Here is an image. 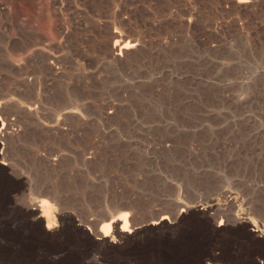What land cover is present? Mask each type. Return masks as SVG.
<instances>
[{"label": "rangeland", "instance_id": "rangeland-1", "mask_svg": "<svg viewBox=\"0 0 264 264\" xmlns=\"http://www.w3.org/2000/svg\"><path fill=\"white\" fill-rule=\"evenodd\" d=\"M0 264H264V0H0Z\"/></svg>", "mask_w": 264, "mask_h": 264}, {"label": "bare ground", "instance_id": "bare-ground-1", "mask_svg": "<svg viewBox=\"0 0 264 264\" xmlns=\"http://www.w3.org/2000/svg\"><path fill=\"white\" fill-rule=\"evenodd\" d=\"M129 44V43H128ZM128 44H125V45H123V46H121V48L123 49H128L130 46H133L132 44L131 45H128ZM120 48V49H121ZM130 49V48H129ZM42 203V202H41ZM120 217V216H119ZM125 218V217H124ZM114 220V219H113ZM119 220V219H118ZM112 221V220H111ZM119 221H121L123 224L122 225H120L119 226V230L121 231V233L122 232H126L127 230V228H126V222H125V220H119ZM118 222V221H117ZM116 222V223H117ZM53 223V220L52 221H48L47 222V228L49 229L50 227H51V225H53L52 224ZM110 225V224H109ZM115 226H116V224H114ZM111 226V225H110ZM108 233H109V227L105 230V232L102 234L103 235V237H105V236H107L108 235ZM100 235H101V233H100ZM105 240V239H104Z\"/></svg>", "mask_w": 264, "mask_h": 264}]
</instances>
